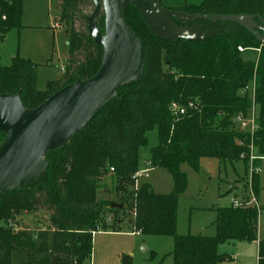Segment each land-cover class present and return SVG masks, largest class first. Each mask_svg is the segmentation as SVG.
I'll list each match as a JSON object with an SVG mask.
<instances>
[{"label":"trees","instance_id":"trees-1","mask_svg":"<svg viewBox=\"0 0 264 264\" xmlns=\"http://www.w3.org/2000/svg\"><path fill=\"white\" fill-rule=\"evenodd\" d=\"M80 1L60 0V9L67 24L68 58L85 47L84 62L38 92L36 66L15 57L9 67H0V95L19 93L22 106L33 110L57 91L98 73L103 49L88 32L78 34L69 15ZM151 1L182 15L237 17L264 38V0H196V4L180 0L185 4L175 7L168 6L167 0ZM122 9L120 17L142 50L141 76L118 88L63 149L46 153L43 175L0 194V264H12L13 256L20 254L28 257L24 264H90L92 235L105 211L119 215L112 233L121 232L122 218L128 214L133 233L172 238L173 264H218L222 258L217 253L219 245L257 241L256 207L217 209L213 236H177L176 225L177 202L187 186L181 165L197 170L199 161L207 158L222 164L242 162L248 169L251 146L264 157V44L238 25L205 20H173L178 28L188 25L214 32L201 41L163 39L148 29L135 7ZM22 11L23 0H0V44L8 31L20 28ZM102 20L104 24V15ZM238 48L244 49L242 53L258 49V54L255 60H244ZM251 81L258 125L252 138L232 124L235 115L245 114L252 105L248 95H239ZM171 103H192L195 109H187L175 120L169 112ZM153 132L156 145L149 149L147 162L151 169L169 172L173 192L168 195L154 194L146 183L137 192L128 190L134 183L132 177L145 164H141V151ZM4 139L0 132V144ZM110 170L117 180L114 192L119 200L98 201L97 184ZM250 180L257 201L259 177L253 174ZM42 200L52 210L53 230L49 238L41 232L34 241L33 236L14 231L13 220L21 212L36 211ZM111 204L122 209H112ZM257 264H264L263 241L258 243Z\"/></svg>","mask_w":264,"mask_h":264},{"label":"rangeland","instance_id":"rangeland-1","mask_svg":"<svg viewBox=\"0 0 264 264\" xmlns=\"http://www.w3.org/2000/svg\"><path fill=\"white\" fill-rule=\"evenodd\" d=\"M100 3L101 0H81L77 4V9L69 12L74 24L73 29L78 34L87 35V19L94 13L96 5L99 6L98 27L101 33H104L102 20L104 14ZM187 3L196 4L197 1L191 0ZM44 4H46V7L42 5L40 0H25L20 28L8 31L0 44V67H9L15 57L29 61L36 66L35 89L38 92H44L48 83L58 82L63 78L64 73L61 71L63 65L66 73V70L69 68L74 70L85 60V47H82L74 54V58L69 59L67 57V65L66 63L63 64V58L67 55L63 33L67 29V24L62 21L61 9L57 18L58 12L55 0L50 3L45 0ZM184 4L185 2L180 0H167V5L172 7ZM55 21L60 30L51 29ZM174 27L177 26L173 21L163 20L160 26L157 27L156 33L159 36H168L170 32L176 31ZM187 27L195 29V31H186L189 36L191 34L199 36L202 34L201 31L203 30L199 27L188 25ZM203 37L204 35L199 39ZM65 38H67L66 35ZM131 40L133 42L131 44L128 43L127 39L125 40V57H130L128 66L130 69L134 68L136 70L135 77L137 79L141 72V56L137 43L133 39ZM242 51L239 52L242 53ZM257 52L258 49L257 51L250 49L247 53H242V58L244 60H255ZM164 70L166 71L165 67ZM251 85L252 81L246 87L249 88ZM239 95H242V93L240 92ZM148 138L147 148L141 151V164L145 163L148 158L149 149L156 145L155 132L149 133ZM253 156L258 159L249 161L247 167L254 166L261 169L260 173L255 174H259L260 187L257 198L258 206L255 209H258V238L264 242V157L259 156L256 149L253 150ZM249 168L246 169L242 162L225 163L223 165L215 159L207 158L199 161L197 170L191 169L186 164L181 165L180 170L186 175L187 186L177 202L176 235H214L213 223L217 209L229 206L231 200H238L243 203L250 200L251 180L249 178ZM112 173L110 170L109 173L101 176L97 184L96 198L98 201L115 202L119 200L120 196L114 192L117 180ZM149 182L154 194L168 195L173 192V182L166 170L156 169L152 171ZM143 184L145 183L142 181L137 189L132 186L128 190L137 192ZM233 185L235 188L231 190L230 187H233ZM118 216L105 211L100 218L97 228L99 230L96 229V233L92 235L90 264H124L127 261L130 264H173L171 252L174 244L172 238L132 235L131 224L128 217H125L128 214L122 218L121 232L114 234L112 233L116 228L114 219ZM51 217L52 210L48 209L42 200L36 211L21 212L15 215L13 230L35 237L34 241H38L36 238H38V233L41 232L46 233L49 238L53 230ZM0 225H3V223H0ZM245 245L248 248L250 243H245ZM235 249L233 246L223 244L218 246L217 251L232 257L236 251ZM252 253L250 252L252 258L246 256L247 259L244 264H256V252L253 255ZM27 259L26 255H14L12 264H24Z\"/></svg>","mask_w":264,"mask_h":264},{"label":"water","instance_id":"water-1","mask_svg":"<svg viewBox=\"0 0 264 264\" xmlns=\"http://www.w3.org/2000/svg\"><path fill=\"white\" fill-rule=\"evenodd\" d=\"M125 5L135 7L148 29L163 39L201 41L214 32L201 31L200 36L191 34L190 37L186 31L195 29L174 27L176 31L170 32V35L159 36L156 29L163 20H176L180 23L205 20L238 25L264 44V38L237 17L182 15L165 11L151 0H101L104 33L101 34L98 29V5L87 19L89 36L103 49L101 65L94 77L86 81L78 80L57 91L33 110L22 106L19 93L15 96L0 95V132L5 134L0 146V194L22 188L43 175L47 166L44 158L46 153L63 149L73 135L83 129L115 96L118 88L140 78L143 67L142 50L120 17V11ZM126 39L129 44L133 43V39L140 51L141 72L137 79L136 70L128 66L130 57H125ZM110 208L120 210L122 206L111 204ZM221 261L220 259L219 262Z\"/></svg>","mask_w":264,"mask_h":264},{"label":"built area","instance_id":"built-area-1","mask_svg":"<svg viewBox=\"0 0 264 264\" xmlns=\"http://www.w3.org/2000/svg\"><path fill=\"white\" fill-rule=\"evenodd\" d=\"M239 51H242L240 48H238ZM242 95H248L250 101L252 102L251 108L245 113V114H237L232 118V124L236 130H238L240 133L245 134L249 137H253L255 132L258 129L257 125V108L254 105V84L252 82L251 87H245L241 91ZM250 95V96H249ZM187 109H195L193 108V104L190 103L187 106L179 104V103H171L169 105V112L171 116L177 120L180 116L184 115ZM255 148L251 146L250 150V156L248 157V162L249 161H254L258 159L256 156H253V150ZM264 159V158H263ZM249 168V167H248ZM150 165L148 162L144 164V167L139 169L133 178V186L135 189H137L138 185L140 182L146 180L148 178V174L150 171ZM112 171V170H111ZM260 173V168H255L254 166L249 168V178L251 179V176L254 174ZM250 192V200L247 202H241L238 200H232L230 203V206L233 208H250V207H256L257 206V201L255 197L253 196V193L251 191V188L249 189ZM99 230V229H97ZM94 234V233H93Z\"/></svg>","mask_w":264,"mask_h":264},{"label":"crops","instance_id":"crops-1","mask_svg":"<svg viewBox=\"0 0 264 264\" xmlns=\"http://www.w3.org/2000/svg\"><path fill=\"white\" fill-rule=\"evenodd\" d=\"M24 1V3H25V0H23ZM44 1L45 0H40V2L42 3V5L43 6H45L46 7V4H44ZM47 2L48 3H50V2H52V0H47ZM24 3H23V12H24ZM55 3H56V5H57V18H58V16H59V11H60V0H55ZM23 19H24V13H23ZM51 29H56V30H60L59 29V27L57 26V24H56V21L52 24V28ZM188 29H193V28H188ZM63 33V32H62ZM101 33V32H100ZM102 34V33H101ZM193 35V34H192ZM63 39H64V41H65V47H66V50H67V39L65 38V33H63ZM67 57H68V50H67V55H65V57L63 58V64H65V62H66V60H67ZM65 67H64V65L62 66V68H61V71L63 72V73H65V69H64ZM263 160V159H262ZM261 160V161H262ZM147 162V159H146V161H145V163ZM223 165H225V164H223ZM143 167H144V165H143ZM142 167V168H143ZM260 168V167H259ZM154 170H156V169H150V171H149V174H148V178L146 179V180H144L143 182L144 183H146V184H148L149 186H150V188H151V190H152V186H151V184H150V182H149V178H150V174H151V172L152 171H154ZM158 170H163V169H158ZM260 171H261V169H260ZM259 175V174H258ZM235 188V186L233 185V189ZM233 189H231V190H233ZM153 191V190H152ZM154 193V192H153ZM232 202V200L229 202V204L228 205H230V203ZM257 206H258V203H257ZM114 234H116V233H114ZM132 235H135V236H139V237H141L140 235H138V234H136V233H131ZM213 236V235H212ZM260 242V240H259V238H258V223H257V241L256 242H251L250 243V245H249V247L247 248V246L245 245V243H247V242H227V243H225V244H227V245H230V246H233L234 248H236L235 250V252L233 253V255H232V257L230 256H228V255H225V254H222V253H219L218 251H217V253H218V255H220V256H222V258H221V262H219L218 264H244L245 262H246V256H248V258H252V256H251V254H250V252L252 253H255L256 254V256H257V251H258V243ZM223 245V244H222ZM253 253H252V255H253ZM257 258V257H256ZM241 261V262H240ZM256 264H257V259H256Z\"/></svg>","mask_w":264,"mask_h":264}]
</instances>
